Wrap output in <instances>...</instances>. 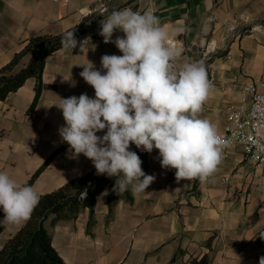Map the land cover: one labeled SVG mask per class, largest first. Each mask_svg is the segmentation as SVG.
Listing matches in <instances>:
<instances>
[{"label":"crops","instance_id":"obj_1","mask_svg":"<svg viewBox=\"0 0 264 264\" xmlns=\"http://www.w3.org/2000/svg\"><path fill=\"white\" fill-rule=\"evenodd\" d=\"M102 3L108 7L105 15L85 16ZM129 7L158 17L170 34L168 43L182 49L177 67L201 61L206 46L217 45L210 62L211 92L200 116L213 122L219 134L227 125L225 109L241 104L234 84L263 91L264 0H0V71L31 38L58 36L85 19H99L78 41L89 39L83 48L78 43L73 51L61 49L47 58L35 108V79L0 102V171L21 185L32 183L40 197L95 170L92 161L83 154L73 157L62 141L58 130L65 121L55 104L84 93L94 97L77 65L90 61L100 69L102 55H122L113 43H104L100 21ZM117 35L122 33L113 39ZM29 61L23 58L16 70ZM143 171L154 175V182L137 195L130 191L132 201L117 203L112 214L105 190L93 216L86 208L71 221L45 223L64 264H188L203 258L209 264H259L264 256V170L246 160L241 147L222 155L218 170L204 182H177L174 169L161 167L156 149L148 153ZM25 223L3 229L0 250Z\"/></svg>","mask_w":264,"mask_h":264},{"label":"clouds","instance_id":"obj_2","mask_svg":"<svg viewBox=\"0 0 264 264\" xmlns=\"http://www.w3.org/2000/svg\"><path fill=\"white\" fill-rule=\"evenodd\" d=\"M116 32L122 35L113 39ZM99 35L122 55H102L100 69L90 61L77 65L83 68L80 76L94 89V97L84 93L55 104L65 121L59 135L73 157L83 154L97 175L115 178L117 195L142 193L156 179L143 171L141 158L130 150L132 144L148 153L158 150L161 167L174 169L177 182H204L213 176L227 142L213 122L200 116L211 92L204 63L177 67L180 49L168 43V30L151 10H115L100 21ZM87 42H78L73 31L60 40L66 51H73L78 43L83 48ZM86 195V190L81 192L82 199ZM39 200L32 186L0 171V225L27 222ZM260 237L264 239V233ZM259 264H264V256Z\"/></svg>","mask_w":264,"mask_h":264},{"label":"trees","instance_id":"obj_3","mask_svg":"<svg viewBox=\"0 0 264 264\" xmlns=\"http://www.w3.org/2000/svg\"><path fill=\"white\" fill-rule=\"evenodd\" d=\"M99 19H85L74 32L79 41L89 30L94 28ZM86 27V24H88ZM64 34V33H63ZM38 35L26 43L24 50L17 54L9 65L0 71V102L11 93L18 91L29 79H35L36 97L31 106L35 108L41 94L43 74L47 58L62 48L61 36ZM29 56V63L16 70L23 58ZM130 150L135 151L142 160V169L148 168V152L141 151L134 144ZM115 178L97 175L96 169L88 175L72 181L69 185L57 191L40 197L31 218L0 250V264H64L53 246L52 236L45 223L50 219L53 224L61 221H71L77 218L79 212L88 208L91 216L97 202V197L108 190L109 210L112 214L117 203L132 201L130 191L117 195L113 191ZM28 185L32 186V183ZM87 191L85 199L81 192ZM7 225L0 229V234ZM188 264H209L206 258L191 260Z\"/></svg>","mask_w":264,"mask_h":264},{"label":"built area","instance_id":"obj_4","mask_svg":"<svg viewBox=\"0 0 264 264\" xmlns=\"http://www.w3.org/2000/svg\"><path fill=\"white\" fill-rule=\"evenodd\" d=\"M55 1L66 2L67 0ZM107 12V5L102 3L98 8L85 12V16L105 15ZM170 45L178 48L174 43ZM217 48V45L208 44L201 53V61L206 67L210 84L214 79L210 62ZM181 52L182 49L180 54ZM259 86L263 88L262 92L258 90L257 85L239 87L234 84L232 86L234 89H239L241 104L238 106L230 104L225 109L227 125L219 135L227 142L222 152L223 157H226L229 150L239 146L243 149L246 160L253 162L257 169L264 170V78Z\"/></svg>","mask_w":264,"mask_h":264}]
</instances>
